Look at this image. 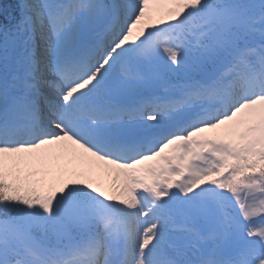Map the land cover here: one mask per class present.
Returning a JSON list of instances; mask_svg holds the SVG:
<instances>
[{"label":"snow or ice","instance_id":"6c2138e0","mask_svg":"<svg viewBox=\"0 0 264 264\" xmlns=\"http://www.w3.org/2000/svg\"><path fill=\"white\" fill-rule=\"evenodd\" d=\"M0 264H264V0L0 3Z\"/></svg>","mask_w":264,"mask_h":264},{"label":"rangeland","instance_id":"374dc122","mask_svg":"<svg viewBox=\"0 0 264 264\" xmlns=\"http://www.w3.org/2000/svg\"><path fill=\"white\" fill-rule=\"evenodd\" d=\"M105 180H107V178L105 177Z\"/></svg>","mask_w":264,"mask_h":264}]
</instances>
